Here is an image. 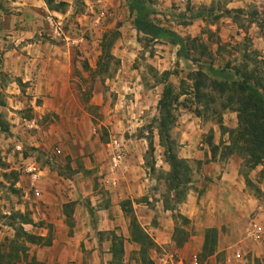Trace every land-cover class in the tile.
Returning a JSON list of instances; mask_svg holds the SVG:
<instances>
[{"label":"rangeland","instance_id":"rangeland-1","mask_svg":"<svg viewBox=\"0 0 264 264\" xmlns=\"http://www.w3.org/2000/svg\"><path fill=\"white\" fill-rule=\"evenodd\" d=\"M48 1V8L60 14L51 15L60 17L63 36L41 32L21 42L51 50L56 62L48 81L36 87L0 70V250L25 244L28 259L42 264H88L90 248L85 242L73 245L76 217L88 212L94 222L96 209L119 206L127 226L134 216L153 240L152 228L160 222L155 195L160 193L164 207L177 212L183 186L184 199L192 201L200 216L216 213V201L206 197L218 177L204 166L218 155L231 156L222 157L223 145L230 141L223 129L237 127L236 111L217 87L209 86L214 78L208 71L200 76L206 84L198 97L194 74L213 65L264 75V0H151L153 19L191 40L189 60L177 57V47L138 33L127 0ZM99 6L105 18L94 26ZM203 7L208 10L205 18L189 21L181 16L186 9ZM166 83L179 95L169 132L176 153L180 156L181 147L189 145L204 153L200 160L185 158L191 181L176 188L167 178L169 166L158 137V100ZM113 139L122 143L125 157L111 169ZM209 140L218 145L214 158L207 157ZM132 154L142 156L141 168L126 164ZM232 155L241 160V172L250 170L240 156ZM26 159L39 170V194L23 172ZM120 182L124 190L116 189ZM246 189L264 209V190L252 181ZM127 210L131 213L126 215ZM229 211L222 212L221 222L212 220L218 225L211 255L201 251L205 231H195L192 220L178 216L171 242L147 249L145 259L140 246L123 236L121 225L98 240L120 236L125 264H145L147 259V264H158L162 256L191 264L193 255L199 264H264V228L252 230L258 210L240 217ZM19 227L45 238L25 242L16 236Z\"/></svg>","mask_w":264,"mask_h":264},{"label":"crops","instance_id":"crops-1","mask_svg":"<svg viewBox=\"0 0 264 264\" xmlns=\"http://www.w3.org/2000/svg\"><path fill=\"white\" fill-rule=\"evenodd\" d=\"M53 13L60 15L59 12L50 10L44 0H0V42L1 46L5 45V48L0 47L3 50L1 51L2 64L0 70L9 73L21 82L30 80L32 81L31 84L36 87L48 81L49 75L54 70L53 65L56 62L50 54L51 50L47 51L44 48L41 50V47L34 42H25L26 44L21 42L26 38L35 36L37 33H51L46 17ZM15 42L21 43V47L16 48ZM27 53H30L31 57ZM203 155L204 153L201 151H192L190 145L181 147L180 157L182 158L200 160ZM207 157L211 158L210 150L207 151ZM234 158V155H231L226 159H222L218 155L213 161L204 166L205 172L207 169L208 174H211L212 171L218 177L215 179L216 182L213 188L207 190L206 198L210 197L217 203L216 208L218 210L212 215L207 212L200 216L197 208L192 205V201L184 199L186 190L183 193V197L181 195V203L177 212L164 207L160 193L155 195L157 198L155 200L157 212L160 214V218H158L159 224L152 228L156 236L153 239L155 244L162 247L164 244L171 242V235L176 226L175 217L178 215L192 220V224L195 226L194 230L200 232L206 231L207 228L217 227L218 223L212 220L221 222L223 219L222 212H225L227 208L230 209L229 213L235 216L245 215L257 209L256 218L254 219L257 222L255 224L259 222L260 225L258 224V226L264 228V209L260 206L258 199L252 196L247 189L245 190V185H247L246 178L257 183L264 190V165L259 164L250 170L241 172V160L237 161ZM125 162L127 165L133 164L141 168L142 156L128 155L125 158ZM126 183L129 184L128 181H125ZM120 184L121 182L116 189L124 190V186L121 187ZM141 185H144L142 181ZM225 201L229 203H224ZM123 214L119 206H114L112 208L100 207L96 209L94 222L89 220L88 212L82 218L76 217L74 237L72 238L73 245L80 247L81 243L85 242L86 246L90 248L88 264H110L111 252L109 248L112 241L104 235H102L104 237L103 240H98V236L101 234L110 235L115 226L121 225L123 236L129 238V225L127 226V223L123 220ZM172 245L176 247L174 242H172ZM99 247L105 250V253H102L101 256ZM79 261L81 263V259Z\"/></svg>","mask_w":264,"mask_h":264},{"label":"trees","instance_id":"trees-1","mask_svg":"<svg viewBox=\"0 0 264 264\" xmlns=\"http://www.w3.org/2000/svg\"><path fill=\"white\" fill-rule=\"evenodd\" d=\"M127 1L133 26L138 33L152 41L168 43L177 47V57L185 60L190 59L193 51V47L190 44L191 40L176 30L156 22L152 17L154 11L151 0ZM45 2L47 5L50 3L48 0H45ZM54 9L58 10L57 8ZM207 11L204 7L201 9L189 8L181 16L191 21L205 18ZM206 69V71L198 70L194 74L197 76L194 83L197 96L201 97L204 95L200 90L206 83L200 79V76L205 75L208 71L214 78L209 83V86L217 87L218 91L225 96L226 104L234 107L236 111L237 127L230 130L223 129V132H229L230 141L223 145L222 157L237 154L242 158L243 165L248 169H252L259 164L264 165V75L257 74V72L244 73L242 71L240 73L238 69L234 71L228 67H214L213 65H207ZM178 96V93L174 91L173 85L166 83L163 85L162 93L158 100L160 114L158 137L165 148L164 157L169 166L167 178L170 182H173L175 188L179 184L185 185L191 181L190 166L187 163V159L178 156L176 143L169 135L170 129L176 121L173 109L177 105ZM208 145L210 146L211 157L214 158L218 145L210 140ZM245 180L247 184L251 182L248 178ZM181 190L179 194L183 195L185 187L183 186ZM125 213L130 214L131 211L127 210ZM22 218L24 219L25 217L22 216ZM181 218L188 221L186 217ZM29 222L30 220L25 219V223ZM215 235L216 229L214 227L206 229L201 248L203 254L211 255L213 253L216 244ZM16 236H21L25 242L29 243H40L45 238L41 235L28 233L22 227H19ZM129 236L130 241L140 246L142 258L145 259L146 256L144 255L147 249L153 247L155 243L134 216L130 217ZM111 241V264H125L123 261V239L120 236H115ZM46 244H50V241L47 240ZM10 248L9 252L0 250V264H16L20 261L25 262V264H42V262L35 260L34 257L28 259L27 246L25 244L12 243ZM150 262V259L144 261L145 264Z\"/></svg>","mask_w":264,"mask_h":264},{"label":"built area","instance_id":"built-area-1","mask_svg":"<svg viewBox=\"0 0 264 264\" xmlns=\"http://www.w3.org/2000/svg\"><path fill=\"white\" fill-rule=\"evenodd\" d=\"M95 3L100 4L102 3L101 0H95ZM105 18V10L102 6H99L97 11L94 12V15L92 17V23L94 26H99L103 19ZM46 21L52 31V33L55 36H63V30H62V21L59 16L57 15H48L46 17ZM78 43V41H76ZM111 146V169H114L120 165L125 157L124 149L122 147V143L118 139H113L110 142ZM23 172L28 176V181L31 184V186L35 187L36 194H39V191L37 190L36 186L39 181V170L37 169L36 163L30 159H26L24 161L23 165ZM260 227L258 224L252 225V230L256 233ZM183 264L182 259L175 260L172 257H166L162 256L158 259V264ZM191 264H199L197 256L193 255L191 258Z\"/></svg>","mask_w":264,"mask_h":264}]
</instances>
